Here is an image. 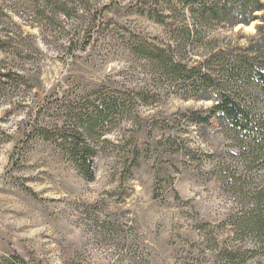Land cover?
<instances>
[{"label": "rangeland", "instance_id": "rangeland-1", "mask_svg": "<svg viewBox=\"0 0 264 264\" xmlns=\"http://www.w3.org/2000/svg\"><path fill=\"white\" fill-rule=\"evenodd\" d=\"M136 1L117 0L103 20L164 38L162 25L130 10ZM8 13L0 23V71L10 75L0 79V256L39 264H212L202 228L225 237L221 221L231 203L206 172L207 156L226 148L215 119L210 127L188 119L191 111L208 114L212 101L164 91L154 105H139L105 136L110 145L85 180L50 143L23 142L35 107L100 86L135 88L144 73L101 38L84 49L80 38L68 57L71 21H62L63 35L50 34L29 12ZM78 15L82 36L90 18ZM251 23L242 30L216 25L210 35L219 45L243 46L261 21ZM134 148L140 165L128 169Z\"/></svg>", "mask_w": 264, "mask_h": 264}, {"label": "trees", "instance_id": "trees-1", "mask_svg": "<svg viewBox=\"0 0 264 264\" xmlns=\"http://www.w3.org/2000/svg\"><path fill=\"white\" fill-rule=\"evenodd\" d=\"M116 1L0 0L1 24L7 23L3 18L8 19L10 11L29 12L50 34L63 35L66 19L74 28L68 57L74 56L73 47L80 38L82 49L101 38L125 50L146 78L135 88L100 86L76 98H45L35 107L23 142L50 143L82 178L91 181L95 157L110 145L105 136L130 119L139 105H154L164 91L212 101L208 114L191 111L188 116L204 127L212 126L215 119L226 148L207 156L206 172L231 203L221 221V227L228 229L225 237L218 239L210 225L202 228L208 231L211 263L264 264V17L258 15L264 12V0L136 1L130 10L164 27V38L150 39L113 20H103ZM79 13L90 18L82 36L77 33ZM257 19L261 23L255 26V36L243 46L219 45L210 35L216 25L232 30ZM9 77V72L0 71V79ZM129 154L128 169L139 167V150ZM0 264L39 263L13 253L0 256Z\"/></svg>", "mask_w": 264, "mask_h": 264}, {"label": "water", "instance_id": "water-1", "mask_svg": "<svg viewBox=\"0 0 264 264\" xmlns=\"http://www.w3.org/2000/svg\"><path fill=\"white\" fill-rule=\"evenodd\" d=\"M251 25H252V23L249 24V25H246V26H242V25H241V26L239 27V29H240V30H242V29H248Z\"/></svg>", "mask_w": 264, "mask_h": 264}]
</instances>
